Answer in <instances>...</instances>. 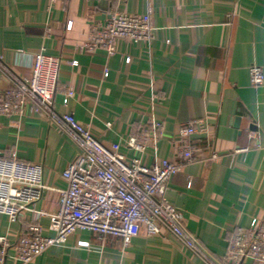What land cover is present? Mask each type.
Returning <instances> with one entry per match:
<instances>
[{"label":"crops","instance_id":"0c3cea01","mask_svg":"<svg viewBox=\"0 0 264 264\" xmlns=\"http://www.w3.org/2000/svg\"><path fill=\"white\" fill-rule=\"evenodd\" d=\"M114 10H151L150 38L118 40L114 55L80 52L92 24ZM40 51L61 60L56 109L72 112L111 151L137 155L130 137H150L161 124L142 158L146 164L163 157L183 163L166 196L183 210L185 226L207 259L170 234L148 236L141 229L124 245L121 236L101 240L81 229L27 264H227L232 231L264 219V83L250 81L252 64L264 71V0H0V64L30 76ZM7 85L0 72V87ZM68 86L75 93L66 105ZM197 119L208 127L199 138L210 137L219 154L211 163L176 155L181 127ZM78 151L40 112L0 115V155L43 165L49 188L38 209H58L60 189L67 186L62 172ZM26 225L25 216L11 221L0 213V235L13 243ZM79 240L90 247L78 246ZM7 264L20 262L11 258Z\"/></svg>","mask_w":264,"mask_h":264},{"label":"built area","instance_id":"2783aa9c","mask_svg":"<svg viewBox=\"0 0 264 264\" xmlns=\"http://www.w3.org/2000/svg\"><path fill=\"white\" fill-rule=\"evenodd\" d=\"M151 13V10L136 14L112 11L105 20L92 24L89 38L78 50L82 53L104 50L114 55L118 40L134 43L148 40L152 30ZM126 60L129 62L131 57L127 56ZM60 62L57 56L37 52L30 76H19L0 64V72L8 81L7 86L0 87V115H20L27 108L40 112L79 147L73 162L62 172L67 186L60 189L59 207L50 211L37 208L49 188L44 183L43 165L15 154L11 157L0 155V213L11 221L27 217L25 232L15 243L0 235V264H7L11 258L20 264L30 263L49 248L64 246L81 229L98 233L101 240L109 234L121 236L124 245H128L141 229L148 236L170 234L207 259L196 237L185 226L183 210L166 196L169 181L181 170L183 163L163 157L146 164L142 158L148 141L158 140L161 124L155 125L154 135L150 137L142 140L136 135L130 137L128 146L136 149L137 155L129 158L122 152L111 151L72 112L56 109L54 95ZM72 63L78 64V60L73 59ZM250 81L254 86L264 83L261 66H250ZM74 93L68 86L64 104H68ZM201 134H208L204 119L183 124L176 146L179 159L205 163L218 159L211 138L207 136L203 141L199 138ZM201 152H206L207 156L201 158ZM43 217L48 221L44 222ZM77 245L90 247V241L79 240ZM11 248L14 249L12 255ZM248 258L253 264H264V219L253 218L248 225L237 226L231 233V249L225 262L247 264Z\"/></svg>","mask_w":264,"mask_h":264}]
</instances>
